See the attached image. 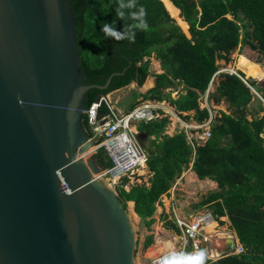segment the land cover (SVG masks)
<instances>
[{
    "label": "trees",
    "instance_id": "trees-1",
    "mask_svg": "<svg viewBox=\"0 0 264 264\" xmlns=\"http://www.w3.org/2000/svg\"><path fill=\"white\" fill-rule=\"evenodd\" d=\"M67 2L75 15L84 80L104 84L113 74L108 88L86 92V109L103 94L131 83L141 87L151 73L149 58L155 55L163 72L156 74V83L147 92L134 91V100L125 107L136 106L141 101L137 97L166 100L185 119L203 123L210 111L200 106L199 99L217 74L218 61H230L237 48L246 53L248 57L240 56V69L249 78L241 71L219 72L220 79L209 92L215 103L226 102L229 112L219 111L205 142L193 146L183 130L166 133L168 116L137 125L146 142L153 176L149 186L122 187L119 194L125 205L134 201L135 211L150 226L156 202L191 164L199 179H211L218 187L209 191L198 206H208L216 218L227 216L245 248L243 253L208 264H264V107L253 112L248 108L254 97L251 87L264 99V82L256 81L264 79L257 77L264 75V66L249 55V51L262 53L264 63V0H171L188 23L190 37L163 0H138V7L146 10L149 28L137 31L134 43L116 41L101 31L103 23L112 21L117 30H123L125 22L116 18V0ZM180 86L177 97L166 91ZM107 110L105 105L100 108L102 112ZM82 122L90 127L86 113ZM95 155L104 167L112 165L103 147ZM164 217L166 228L180 233L177 224L167 214ZM152 241L149 235L144 246Z\"/></svg>",
    "mask_w": 264,
    "mask_h": 264
},
{
    "label": "water",
    "instance_id": "water-1",
    "mask_svg": "<svg viewBox=\"0 0 264 264\" xmlns=\"http://www.w3.org/2000/svg\"><path fill=\"white\" fill-rule=\"evenodd\" d=\"M80 63L67 0H0V264H137L130 201L82 156L86 92L113 74L90 84Z\"/></svg>",
    "mask_w": 264,
    "mask_h": 264
},
{
    "label": "built area",
    "instance_id": "built-area-1",
    "mask_svg": "<svg viewBox=\"0 0 264 264\" xmlns=\"http://www.w3.org/2000/svg\"><path fill=\"white\" fill-rule=\"evenodd\" d=\"M114 92L101 95L97 100L92 102L90 107L85 110V113L88 116V122L92 130L90 140H92L94 145L93 150L96 151L100 147H103L112 161L111 166L103 167L95 177L106 181L117 191V187L120 189L123 187L127 190V183L129 181L147 185L141 180L142 173L144 172L145 174L150 173L153 176L148 165V152L137 138L139 134L137 125L140 122H149L162 118L164 114L163 110H166L165 105L167 103L165 100L144 99L131 109H127L126 107L121 108L118 107L119 101L112 97ZM103 105L108 109L105 112L100 111ZM213 116L210 111L209 118L200 123L204 124L203 129H197L196 127L192 129L194 130L193 132H197L195 136L188 139L193 146L205 142L210 137L211 126L214 122ZM206 125L209 126L206 127ZM151 176L148 177L147 182L150 181ZM125 178H127L128 182H125ZM215 219L212 211L209 210L207 212H191L188 215L175 214L173 221L180 228V233H176L180 240L179 246H176V250L191 252L194 247H204L217 253V258H219L218 250L224 246L222 238L236 236V233L230 229L223 232L222 237H218V231L207 230L206 227L209 223L215 221ZM244 251L245 248L237 240L233 253L240 254ZM162 254L163 252L152 257L147 264H156V261Z\"/></svg>",
    "mask_w": 264,
    "mask_h": 264
},
{
    "label": "rangeland",
    "instance_id": "rangeland-1",
    "mask_svg": "<svg viewBox=\"0 0 264 264\" xmlns=\"http://www.w3.org/2000/svg\"><path fill=\"white\" fill-rule=\"evenodd\" d=\"M184 32L190 37L189 30H188V33L185 30ZM258 54L259 55H257L256 52L249 51V55H252V57L250 56V59L253 61L255 59L257 62H261V64L264 66L263 57H262L263 55L262 53L261 54L258 53ZM241 55L247 56L246 53L243 52V50L237 48L231 53L230 61L228 62H226L225 60L218 61L219 70L217 74L211 80L207 91L204 94H201V97L199 99L200 106L201 107L207 106L208 108L211 109L209 110L214 115L213 121L216 120V117L218 116L219 111L225 110L226 112H229L228 104L226 102L222 101L221 103L217 104L209 97V92L214 90V88L216 87L220 79L219 72L240 73L241 71L244 73L245 78H249V76L246 75V72L243 69H240V65H241L240 56ZM149 59H150L151 73L141 87L137 86L136 83H131L128 86L114 90L115 92L112 94V97L115 98L117 101H119L118 107H121V108L125 107L126 103L134 100V96H135L134 91L137 93H145L155 85L156 74L161 73L163 71L155 55H152ZM156 63H158L159 65H157ZM263 76L264 75L257 76V77H263ZM256 81H258L260 84H263L264 79L256 80ZM181 88H182L181 86L178 87L177 89L167 88L166 91L171 92L172 97H177L179 93L181 92L180 91ZM252 92L254 93V97L252 101L248 104L249 111L250 112L260 111L261 109L260 107H264V99L262 98L261 100V97H259V93L253 87H252ZM137 99L142 100V97H137ZM166 103H167V105H165L166 110H163L164 114L162 115V117L163 116L169 117V123L167 124L166 131H165L166 133L173 135L174 133L180 130H183L189 137L188 139H190L191 137L195 136V134L197 133V132H193L194 130L192 129H194V127H196L197 129L199 128L203 129L204 124L197 123L191 119L189 120L185 119L183 116H181V114H179L176 111V109L173 106L169 104L168 101H166ZM185 114L186 113H184L183 115ZM208 126L209 125H206V127ZM92 143L93 142H90L88 144L89 147H87V151L88 150L89 151L88 152L85 151L82 153L83 154L82 156L84 157V159L94 155L97 152V150L96 151L93 150L94 145ZM190 165L189 167H186V169L178 177L172 180L170 189L166 193L162 194L161 197L156 202V211L153 215L154 222L150 226H147L145 221H143L141 217H138V218L133 217L135 227H136V232H137V249H136L137 264H147L152 257H155L159 255L160 253L166 251V249H163V248L159 249L160 248L159 245L162 244V243H159V241L163 242L165 240L166 241L171 240L173 241L175 248L176 246H179L180 240H179V237L176 235L177 232L171 229H168L165 226V223H166V219L164 217L165 214L168 215V219L173 220L175 214L176 215L178 214L188 215V213H191V212L192 213L199 212V211L207 212V210L210 211L208 206L200 207L198 206V204L203 200V197H205L209 191L216 190L218 188L217 182L211 179H205V180L200 179L199 180V178L196 177L195 173L191 169ZM142 174L143 176L141 180L144 181L147 185H150V181L147 182V179L152 174L150 173L145 174V172ZM125 182H128V181L126 180ZM205 182L206 184H204ZM133 185H137V183L136 182L132 183L129 181L127 183V190H129ZM119 191H120V188L117 187L116 192L119 193ZM219 219L221 221H224V223H220V227H219L220 231L217 232V233H220L218 234V237L220 235L222 236L223 232L231 229V227H229L230 221L227 216L220 217ZM216 226L217 225L209 224V226H207L206 229L207 230H215V229L218 230V227ZM158 227L160 228V230H158ZM217 233L215 232V234ZM149 235L153 236V241L151 245H149L148 247H145L144 244Z\"/></svg>",
    "mask_w": 264,
    "mask_h": 264
},
{
    "label": "clouds",
    "instance_id": "clouds-1",
    "mask_svg": "<svg viewBox=\"0 0 264 264\" xmlns=\"http://www.w3.org/2000/svg\"><path fill=\"white\" fill-rule=\"evenodd\" d=\"M115 11L116 18L125 22L123 30L116 29L115 21L105 22L103 23L101 29L105 36L110 37L116 41L128 40L129 43H134L137 31L148 30L149 25L146 20V10L143 6L138 7V0H116ZM129 20H131L132 23H127V21ZM219 218L215 219L218 226V230L215 231L218 232L220 231L219 227L221 223V220ZM229 227L231 226L229 225ZM231 230L235 232V230H233L232 228ZM219 237L222 236L220 235ZM234 237L236 238V242L237 240L240 242L237 233ZM223 240L224 237L222 238V241ZM164 247L166 251H164L163 254L158 258L156 264H208L222 258L221 256L217 258V253H215L214 251H210L208 248L194 247L193 251L191 252L184 250L177 251L175 245L171 241L165 242ZM233 252L229 253L228 255L235 254Z\"/></svg>",
    "mask_w": 264,
    "mask_h": 264
},
{
    "label": "bare ground",
    "instance_id": "bare-ground-1",
    "mask_svg": "<svg viewBox=\"0 0 264 264\" xmlns=\"http://www.w3.org/2000/svg\"><path fill=\"white\" fill-rule=\"evenodd\" d=\"M167 9L169 10V12L171 13V15L177 20V22L182 26V28L188 33V23L181 17V13H180V9L178 7H176L172 2L171 0H163ZM157 65H159L158 63H156ZM88 152V151H87ZM193 176V175H192ZM195 176V175H194ZM194 179V178H192ZM197 179V178H196ZM205 180V179H204ZM206 184V182L204 183ZM129 207H130V211L133 215V217L135 218H138L139 215L137 214V212L135 211L134 209V202L133 201H130L129 202ZM210 224H214V225H217V222L216 221H212ZM160 227V226H159ZM158 227V230H160V228ZM220 234V233H218ZM160 238V237H159ZM168 241H171V240H165L163 242L159 241V243H162L160 246L159 249L163 248L165 249L164 247V244L165 242H168ZM173 243V241H171ZM174 244V243H173ZM158 246V245H157Z\"/></svg>",
    "mask_w": 264,
    "mask_h": 264
},
{
    "label": "crops",
    "instance_id": "crops-1",
    "mask_svg": "<svg viewBox=\"0 0 264 264\" xmlns=\"http://www.w3.org/2000/svg\"><path fill=\"white\" fill-rule=\"evenodd\" d=\"M159 63H160V62H159ZM160 66H161V64H160ZM162 71H163V70H162ZM165 101H166V100H165ZM193 172H194V171H193ZM194 173H195V172H194ZM195 175H196V177H198L196 173H195ZM199 180H200V179H199ZM201 181H202V180H201ZM133 202H134V201H133ZM209 224H210V223H209ZM208 226H209V225H208ZM216 227H218V226H216ZM216 227H215V228H216ZM215 230H216V229H215Z\"/></svg>",
    "mask_w": 264,
    "mask_h": 264
}]
</instances>
